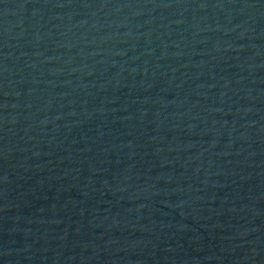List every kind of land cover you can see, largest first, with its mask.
<instances>
[{
  "label": "water",
  "instance_id": "obj_1",
  "mask_svg": "<svg viewBox=\"0 0 264 264\" xmlns=\"http://www.w3.org/2000/svg\"><path fill=\"white\" fill-rule=\"evenodd\" d=\"M0 264H264V0H0Z\"/></svg>",
  "mask_w": 264,
  "mask_h": 264
}]
</instances>
